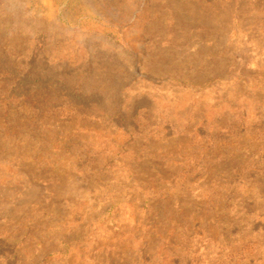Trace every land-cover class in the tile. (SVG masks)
I'll list each match as a JSON object with an SVG mask.
<instances>
[{"label": "rangeland", "instance_id": "obj_1", "mask_svg": "<svg viewBox=\"0 0 264 264\" xmlns=\"http://www.w3.org/2000/svg\"><path fill=\"white\" fill-rule=\"evenodd\" d=\"M0 264H264V0H0Z\"/></svg>", "mask_w": 264, "mask_h": 264}]
</instances>
